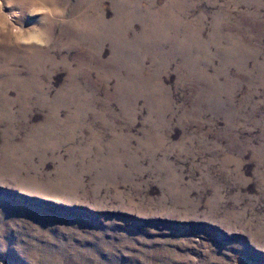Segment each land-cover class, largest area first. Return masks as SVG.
<instances>
[{
	"label": "rangeland",
	"instance_id": "374dc122",
	"mask_svg": "<svg viewBox=\"0 0 264 264\" xmlns=\"http://www.w3.org/2000/svg\"><path fill=\"white\" fill-rule=\"evenodd\" d=\"M57 3L0 45V264H264V0Z\"/></svg>",
	"mask_w": 264,
	"mask_h": 264
},
{
	"label": "clouds",
	"instance_id": "9594fccd",
	"mask_svg": "<svg viewBox=\"0 0 264 264\" xmlns=\"http://www.w3.org/2000/svg\"><path fill=\"white\" fill-rule=\"evenodd\" d=\"M5 7L11 11L5 12ZM21 7L28 17H39L38 23L25 27L20 11L12 10ZM65 16L66 10L57 0H0V45L47 48L51 45V36L39 24L46 20L66 23ZM15 18H21L19 24Z\"/></svg>",
	"mask_w": 264,
	"mask_h": 264
}]
</instances>
